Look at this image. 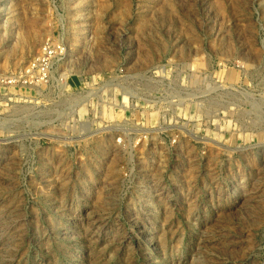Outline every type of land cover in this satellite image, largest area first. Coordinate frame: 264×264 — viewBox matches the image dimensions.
<instances>
[{
  "label": "rangeland",
  "instance_id": "obj_1",
  "mask_svg": "<svg viewBox=\"0 0 264 264\" xmlns=\"http://www.w3.org/2000/svg\"><path fill=\"white\" fill-rule=\"evenodd\" d=\"M50 35L69 51L54 82L0 89V264H264V0H0V73ZM159 65L175 126L118 147L85 82Z\"/></svg>",
  "mask_w": 264,
  "mask_h": 264
},
{
  "label": "built area",
  "instance_id": "obj_2",
  "mask_svg": "<svg viewBox=\"0 0 264 264\" xmlns=\"http://www.w3.org/2000/svg\"><path fill=\"white\" fill-rule=\"evenodd\" d=\"M68 52V45L64 36L50 35L46 37L37 57L24 70H21L18 74L0 73V89L18 86H28L35 89L52 81L54 82V70L66 60ZM154 72L158 75L151 74L149 77H154L151 80L143 75H132L126 68H121L111 75L110 79L94 77L91 82H85L90 91L83 88L87 92L85 99L88 101L83 106L86 107L87 112L88 108H91V114L94 117H99V112L102 109L103 112L109 110L110 114H113L110 115V139L114 140L118 147L140 150L162 148L159 144L162 143L160 140L164 139L160 135L161 129L175 126V124L167 122L166 118L169 116L166 117V115L171 116L174 106L181 100L176 86L180 85L179 81L170 78L168 70L163 65H159ZM149 80L152 81V85L148 84ZM183 80L184 78L180 81L182 86ZM107 93H110V109L106 108V105L101 106L99 103H96L95 106L96 99L106 102ZM162 99L166 101L165 106L168 107L165 110L166 114H163L165 116V126L158 125L159 116L162 113L155 105H152ZM147 102L152 103L148 104ZM79 106L77 104L73 107L69 115L74 116L76 114L80 117L78 110L83 106ZM116 115L122 120H113ZM132 117H137L139 121L134 122L135 119L131 121ZM80 119L81 117L79 119L74 118L73 122L75 123L72 128L81 131L82 135V131L88 127V121ZM170 122H172V119ZM100 129L101 127H97L94 132H98ZM81 135L78 137H81ZM177 137L179 138V135ZM164 144L165 147H169L170 144L177 147L175 144H178V141L174 139L169 145L166 142Z\"/></svg>",
  "mask_w": 264,
  "mask_h": 264
},
{
  "label": "bare ground",
  "instance_id": "obj_3",
  "mask_svg": "<svg viewBox=\"0 0 264 264\" xmlns=\"http://www.w3.org/2000/svg\"><path fill=\"white\" fill-rule=\"evenodd\" d=\"M68 97V96H67ZM72 105V104H71ZM109 116V112L106 113Z\"/></svg>",
  "mask_w": 264,
  "mask_h": 264
}]
</instances>
